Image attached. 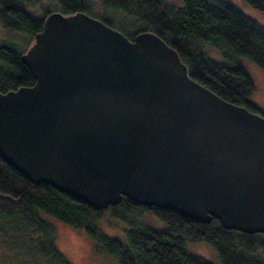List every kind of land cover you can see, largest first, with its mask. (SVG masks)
<instances>
[{"label":"water","instance_id":"water-1","mask_svg":"<svg viewBox=\"0 0 264 264\" xmlns=\"http://www.w3.org/2000/svg\"><path fill=\"white\" fill-rule=\"evenodd\" d=\"M20 59L34 82L0 91V157L30 183L264 232V116L190 77L157 34L53 10Z\"/></svg>","mask_w":264,"mask_h":264},{"label":"trees","instance_id":"trees-1","mask_svg":"<svg viewBox=\"0 0 264 264\" xmlns=\"http://www.w3.org/2000/svg\"><path fill=\"white\" fill-rule=\"evenodd\" d=\"M53 1L55 7H41L36 13L37 0H0V26L9 33L8 38L0 41V91L33 84L20 55L49 12L83 11L130 40L138 32H154L177 51L190 77L222 98L263 115L248 100L254 84L236 57H246L264 71V28L230 0H179L176 5L165 0ZM244 1L264 14V0ZM117 13L121 20L116 21ZM15 36L21 37L20 44ZM208 48L217 49L225 60L209 57ZM108 207L111 214L130 224L124 231L126 244L92 232L91 222L103 211L45 183H30L0 157V241L10 255L8 260H12L9 264H70L56 246L50 219L85 228L96 239L99 250L116 258L118 264H264V232L225 229L215 218L200 223L125 197ZM125 211L129 218L123 214ZM144 211L152 212L166 227L157 228L138 220ZM5 221L12 223V227L6 228ZM185 238L207 242L215 249L219 263L190 251Z\"/></svg>","mask_w":264,"mask_h":264},{"label":"rangeland","instance_id":"rangeland-1","mask_svg":"<svg viewBox=\"0 0 264 264\" xmlns=\"http://www.w3.org/2000/svg\"><path fill=\"white\" fill-rule=\"evenodd\" d=\"M171 4H177L179 0H165ZM232 4L239 9L245 16L254 20L259 26L264 28V14L255 10L249 6L244 0H230ZM41 7H55V2L53 0H37L36 13L40 12ZM96 11L100 12V8L96 5L94 6ZM122 16L120 13L116 15V21L121 20ZM9 37V33L5 31L0 26V41ZM15 41L20 44L21 37L15 36ZM208 56L218 60L220 62L224 61V57L217 50H210L209 48ZM237 60L242 64L246 72L251 77L254 89L248 97V100L264 115V71H262L257 65H255L250 59L238 56ZM113 206V205H110ZM109 207L100 213L95 221L91 223V230L96 234H101L107 238L117 239L123 244H126L125 229L130 227L126 221L111 214ZM123 214L129 218V212L125 211ZM93 216V215H92ZM138 220L146 223L150 226L157 228H165L166 224L157 216H155L150 211H144L143 214L139 215ZM20 221V218H19ZM6 222V228L12 227V223ZM53 225L55 236H56V246L60 253L67 259L70 264H118L116 258L104 254L99 250L98 243L96 239L86 231L85 228H75L54 219H50ZM1 226V223H0ZM4 227V224L2 223ZM186 247L204 257L205 259L219 263L215 249L204 241H191L188 238L184 239ZM3 243L0 241V264H9L12 262L11 259L8 260V251L2 248Z\"/></svg>","mask_w":264,"mask_h":264}]
</instances>
